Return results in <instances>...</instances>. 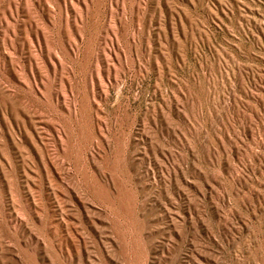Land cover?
Returning a JSON list of instances; mask_svg holds the SVG:
<instances>
[{
  "label": "rangeland",
  "instance_id": "1",
  "mask_svg": "<svg viewBox=\"0 0 264 264\" xmlns=\"http://www.w3.org/2000/svg\"><path fill=\"white\" fill-rule=\"evenodd\" d=\"M0 264H264V0H0Z\"/></svg>",
  "mask_w": 264,
  "mask_h": 264
}]
</instances>
